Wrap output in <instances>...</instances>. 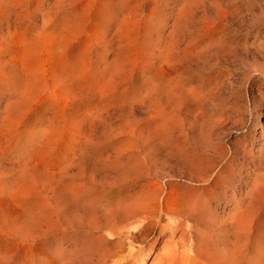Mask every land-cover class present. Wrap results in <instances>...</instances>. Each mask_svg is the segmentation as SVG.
I'll return each mask as SVG.
<instances>
[{"label": "rangeland", "instance_id": "1", "mask_svg": "<svg viewBox=\"0 0 264 264\" xmlns=\"http://www.w3.org/2000/svg\"><path fill=\"white\" fill-rule=\"evenodd\" d=\"M55 14L71 29L55 54L69 80L40 95L55 102L16 107L0 84V206L35 214L0 229V264H225L229 250L264 264V0H28L0 12V60L56 33ZM219 170L225 195L207 201ZM145 184L204 202L203 218L145 228L125 214Z\"/></svg>", "mask_w": 264, "mask_h": 264}, {"label": "bare ground", "instance_id": "2", "mask_svg": "<svg viewBox=\"0 0 264 264\" xmlns=\"http://www.w3.org/2000/svg\"><path fill=\"white\" fill-rule=\"evenodd\" d=\"M27 2L28 0H0V12L6 13L7 16L9 17V11L17 10V8H20L22 10L24 8V4ZM18 15L19 13L15 12L14 18H19ZM57 18H58L57 14H55L53 18H50V16L47 17L48 22H53V21L57 22L55 28L56 33H54L53 31V32H49L48 35L46 36H41V34L46 30L44 28L40 32V34L37 35L34 41L23 40L21 43H19L18 44L19 48L15 50L17 51V54L15 56H14L15 51H13L12 52L13 56L11 58L5 61L0 60V84L2 83V85H5V81H6L7 82L6 87L9 89L8 80L11 79V84H10L11 89L14 88L17 92H19L18 94L19 96H17L16 99L17 101L14 102V106L16 107L29 104L35 97L40 96L45 90L49 89L51 86L57 85L61 81L69 80L71 71L67 69L68 68L67 58H62L61 56L56 57L55 54H57L59 49L62 50L67 45V42L71 38L70 35L71 29L65 18L64 19L60 18L58 20ZM43 21L45 25V20ZM42 28L43 27H41L40 29ZM7 47H9V45H7ZM42 50L44 52V58L41 59L40 54ZM76 81L78 83L82 82V80H76ZM98 88L99 86L97 87V89ZM55 100H56L55 96L51 95L50 93L46 94L42 98L43 104L54 103ZM27 173L28 172H21L19 174L22 183V187H20V190H22L25 186L23 179H25ZM223 174H224L223 170L221 171L219 170V172L213 173V175L209 176V178L207 179V183H208L207 188L201 189L200 191H197V193L199 194H201L202 192L205 193L206 197L204 199L207 201H211L216 197L220 198L221 196L225 195V193L223 194V193L215 192L217 187L221 186V180ZM45 177L48 179L51 178V176L49 175H45ZM145 186H148L146 191L143 190L141 192H138L134 197L133 201L129 204V206L126 207L125 210V214L129 216L147 219L148 222L145 224L144 226L145 228L148 226L147 224H149V222L151 221L159 226L161 233L167 227H172L173 225L171 226L170 223H166V224L160 223L159 217L161 215L168 216V218L170 217L171 220H174V217L181 213H187L191 216L195 215L196 216L195 220L197 221L200 218H203L202 210L205 208V203L204 202L202 203V201H199L196 198H192L191 200L186 201L181 196V194L178 192V190L175 188L174 185H168L167 189L157 184H151V185L145 184ZM22 192H24V190H22ZM232 196L234 198V195ZM1 199L2 201L4 200V202L0 206L1 230H4L6 228L9 229V226L10 227L17 226L18 228L22 224L27 223L31 218L35 217V214L33 212L30 215H28V217L26 216L27 218L22 219V221L17 219L16 217L12 216L11 213L9 212V194ZM240 207H241L240 205L239 207H235V209L231 212L232 221L229 224L230 227L229 230L233 229L235 221L239 215L244 216V210L240 209ZM9 218L13 220L10 221ZM192 229L196 235L199 234L200 231L196 226H193ZM19 234L20 233H18V235ZM1 255L2 254H0V256ZM183 257H185V255H183ZM225 264H237L235 254L234 253L232 254L231 250H229L228 255L225 257ZM246 264H252V263L248 262ZM257 264H263V263L259 262Z\"/></svg>", "mask_w": 264, "mask_h": 264}]
</instances>
